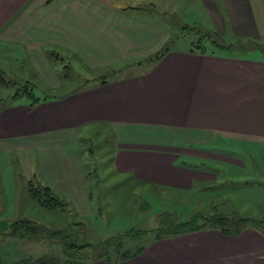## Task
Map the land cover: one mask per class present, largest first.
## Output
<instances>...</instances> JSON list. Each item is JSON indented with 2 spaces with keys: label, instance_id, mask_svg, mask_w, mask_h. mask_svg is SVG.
I'll return each instance as SVG.
<instances>
[{
  "label": "crops",
  "instance_id": "1",
  "mask_svg": "<svg viewBox=\"0 0 264 264\" xmlns=\"http://www.w3.org/2000/svg\"><path fill=\"white\" fill-rule=\"evenodd\" d=\"M218 1L232 12L236 29L241 19L240 24L251 27L252 36L256 33L247 0H206L204 12L215 31L221 33L226 24ZM112 2L0 0V55L10 62L0 61V68L7 66V75L70 91L64 88L50 58L49 52L54 50L100 76L117 72L106 84L85 86L64 99L37 107L22 99L3 108L0 144L13 142L18 152L33 161L34 156L47 159L45 167L36 168L31 175L80 209L94 201L95 191L100 192L94 185L96 169L87 167L79 152L90 150L79 146L87 145L88 137L107 133L106 147L117 144L116 168L106 175L118 177L125 183L122 189L128 191L134 179L162 182L171 176L179 177L175 185L200 187L196 178L188 177L198 171L197 164L190 161L198 159L192 151L204 150L202 145L218 136L227 145L225 188L248 202L259 191L264 196V57H236L225 51L215 57L198 56L171 47L158 60L155 55L175 41L173 25ZM12 63L15 69L9 70ZM83 130H89V136L79 133ZM235 144L238 149L231 147ZM71 150L80 157L74 158V164L66 154ZM230 160L235 163L233 169ZM215 170L203 169L218 173ZM95 199L98 208L133 207L127 200L105 202L98 194ZM235 199L226 213L263 219L257 214H264V207L257 202L251 204L256 210L250 214L244 211V204L242 208L234 205ZM179 218L187 220L183 215ZM91 264L107 263L98 260ZM118 264H264V232L250 225L234 234L215 228L171 234L150 240L139 254Z\"/></svg>",
  "mask_w": 264,
  "mask_h": 264
},
{
  "label": "rangeland",
  "instance_id": "2",
  "mask_svg": "<svg viewBox=\"0 0 264 264\" xmlns=\"http://www.w3.org/2000/svg\"><path fill=\"white\" fill-rule=\"evenodd\" d=\"M105 3L107 1L111 4L114 1V5L118 8H134L141 7L145 4L154 3L157 6V9L160 13L167 14H176L179 16L181 23H189V24H200L205 27L213 28L211 25V19L206 16L207 14L204 12V5L206 4V0H99ZM247 7L249 11L250 18L253 17V23L251 21V25L255 27L256 33L252 36L253 32H249L251 27L244 26L241 23V19L238 25L239 29L235 28V25L232 24L231 19H233L232 12L226 7L223 6L221 1H218L217 8H219L224 16L226 24L224 26V30L221 33L217 32L219 36H221L225 42L227 43H237V39L243 40L247 45L245 47L248 51L245 54L242 53H230L233 56L241 57V56H263L264 57V0H247ZM207 12V11H206ZM205 13V14H204ZM14 20V17L11 19ZM12 23V22H11ZM180 23L174 24V36L175 41L170 43V47H174L177 50H189V54H191L190 49L193 47L194 42L197 41L196 36H181L177 39L178 36L181 35V26ZM181 25V24H180ZM234 25V26H233ZM241 27H243L241 29ZM214 29V28H213ZM198 38V36H197ZM261 48L255 49L258 46ZM218 53L222 54L221 50H218L212 47L210 44L206 46V55L200 56H214ZM226 53V52H225ZM218 55V56H219ZM166 57V56H165ZM258 58V57H254ZM1 63H10L8 60L5 61L3 56L0 55ZM1 65V64H0ZM144 65V64H143ZM139 65V66H143ZM63 68L64 66L61 65ZM2 68V66H0ZM7 67V66H6ZM5 67V68H6ZM60 67V70L61 68ZM4 68V69H5ZM8 68V67H7ZM14 70V64L9 65V70ZM65 70V69H64ZM1 72V71H0ZM134 71H130L129 74ZM83 74V72H82ZM80 71L74 68L72 73V78L74 79L72 82L76 80H83L84 74L82 75ZM53 75V74H52ZM45 82V81H44ZM48 87H51L46 82ZM11 93L12 90L9 88H4L0 86V108L4 106L6 103H11ZM55 100V99H54ZM60 100V99H59ZM39 106V105H38ZM33 107V106H31ZM37 107V106H35ZM93 130V128H91ZM89 129V130H91ZM89 130H83L79 133H82L85 137L89 136ZM95 130V128H94ZM99 130V129H98ZM93 133V132H92ZM94 134V133H93ZM111 134V133H110ZM107 133L94 134L88 138V143L83 148H90V150H79V152L83 153L85 156V163L87 167H92L96 169V178L97 181L94 185L99 187V191H95L94 201L89 202L88 205L80 207L77 209L74 204L73 207L76 208L77 212L80 214V218L87 221L89 220L90 225L93 226L91 234V239H102L111 235H115L121 232H125L133 228L134 226H138L141 229L146 231V234L139 239L136 244H133L136 248L141 247L144 248L146 244L155 238L164 237L159 236L155 230L160 228L161 217L164 215L161 212H171L179 218V216L183 215L185 219H190L196 212L201 211L203 215H213L215 211L218 213L225 214V210L229 208V203L234 200V205H238L239 208H242L244 204V211L246 213L251 212L253 214L255 212V208L251 207V204L256 203L259 207H264V196L263 192L259 191L257 196L253 198L251 202L242 200L240 196L233 194L231 191L227 189L225 183V143L219 141V137L215 136L213 138V142L202 145L204 150L198 149L193 150L192 152L197 153L198 159L190 160L192 163H196L198 166V171H192L190 176L192 179L198 180L197 182L200 186L195 189L193 186H188L185 183H181L180 185H175L173 183L178 182V176H171L164 179L162 182L158 179H153L147 181H137L133 180L130 182V189L127 191L122 189V185L124 186V182H120L118 177H111L110 175H106L109 171L115 170L114 161L116 160V152H117V144L112 142L110 147H106L108 145V139H105ZM114 137V134H111ZM115 139V138H114ZM113 140V138H112ZM7 142H2L0 144V221L5 225L9 223V221H13L15 219L21 217H30L33 214H29L30 212L42 213L37 206H31L32 204L27 201L25 197V191L28 187V182L32 180L34 177L31 175L32 171L36 168L45 167L47 163V159H40L39 156H34L35 161L30 158L27 159V156L22 152H18V148L15 149L12 145L7 144ZM9 145L14 149H9ZM6 146V147H5ZM68 147H72V144L67 145ZM78 144L74 145V148H79ZM244 148H246L245 144H243ZM235 149H238V145L231 146ZM242 148V147H241ZM44 153L47 152L41 149ZM77 151V149H76ZM75 150H71L66 153L69 155L71 163H75L76 157L78 154L74 153ZM28 153V152H27ZM77 153V152H76ZM29 155V154H28ZM75 158V160H74ZM80 158V157H78ZM79 161V160H77ZM209 162V163H207ZM232 162L231 160L229 163ZM233 163V162H232ZM235 163L231 164L230 167H236ZM204 168H213L218 171L215 172H205ZM233 169V168H232ZM40 170V169H39ZM38 170V171H39ZM202 171V172H201ZM91 177L92 176L91 173ZM157 178V177H156ZM112 179V182L110 181ZM117 182V187H121L117 189L114 187L112 190L110 187ZM45 184V183H44ZM17 186V191L14 192V187ZM208 187V189H207ZM108 190V191H107ZM22 192V193H20ZM59 194H61L58 191ZM98 194L101 200H127L133 203V207H100L96 206L95 195ZM63 195V194H62ZM259 200L257 198L261 197ZM233 197V198H230ZM67 198V197H66ZM68 199V198H67ZM249 199V198H248ZM69 200V199H68ZM70 201V200H69ZM259 201V202H258ZM77 202V200H76ZM102 203V202H101ZM218 204V206H213L214 204ZM249 204V205H247ZM221 206V207H220ZM32 207V208H31ZM162 207V208H160ZM24 209V210H23ZM230 209V208H229ZM239 210L238 208H236ZM32 210V211H31ZM241 211V210H240ZM228 213V212H227ZM240 213V212H239ZM262 215L257 214L263 218L264 214L260 212ZM44 216V219L48 222L54 221L55 218L51 214H47ZM162 215L159 217V215ZM234 214V213H229ZM1 217H3L1 219ZM189 217V218H188ZM180 219V218H179ZM251 219V218H250ZM181 220V219H180ZM186 221V220H185ZM204 223L201 221V224ZM250 226V225H249ZM248 227V226H247ZM246 227V228H247ZM209 228V227H208ZM245 228V229H246ZM202 230V229H201ZM168 236V235H166ZM23 249L35 252L37 250H47L50 249V246H43L41 244L35 245V243L28 242L22 246ZM55 252L59 253L60 248H55ZM104 261L103 259H99ZM98 261V260H96ZM95 262V261H94Z\"/></svg>",
  "mask_w": 264,
  "mask_h": 264
},
{
  "label": "trees",
  "instance_id": "3",
  "mask_svg": "<svg viewBox=\"0 0 264 264\" xmlns=\"http://www.w3.org/2000/svg\"><path fill=\"white\" fill-rule=\"evenodd\" d=\"M128 9L138 10L163 19L171 23L173 28L174 24L180 23L181 36H196L197 41L190 49L193 55H206L207 44L230 53L245 54L250 49V47L248 49L245 47L247 44L241 39H237L236 44L227 43L212 28L197 23L192 25L185 22L181 23L179 16L174 13L171 15L160 13L154 3L138 6L136 9ZM258 48H261V46L259 45L254 50ZM170 50L171 47L168 44L155 55L156 59L163 58ZM49 55L61 75L64 88L67 87L70 91L55 90L45 84L37 85V83H33L28 79H17L12 75H7V71L0 68V86L12 90L11 103L4 104L0 111L22 99L28 100L29 105L33 107L49 100L64 99L75 92H79L85 86L98 82L104 85L110 80L111 76L117 75V72L110 71L100 76L87 66H78L72 58H65L59 50L49 52ZM63 61H65L64 64ZM60 67H62L61 70ZM74 68L80 71L81 74L83 72L85 78L70 83L74 80L72 78ZM91 74H97L98 76L88 77ZM25 197L32 204L31 206H37L42 213L34 214L30 212L29 214H33L30 217H21L9 221L5 225L0 221V264H91L99 259L105 260L107 264H118L143 250V248H136L133 245H137L139 239L142 238L144 233L146 234V231L138 226L106 238L91 239L92 233L90 231L92 232L93 226L90 225L89 220L81 219L76 208L66 197L59 194L54 187L44 184L35 177L28 182ZM218 204L220 205V203H217L213 206H218ZM45 213L53 215L55 220L50 222L45 220ZM160 213H164L163 216L159 215V217L162 216L160 218L162 221L160 223L161 227L155 230L159 236L194 232L208 227L218 229L224 234H234L243 231L249 225H254L264 232V220L256 221L238 213L223 214L215 211L213 215L206 216L198 211L186 221H181L169 211L166 214L165 212ZM201 221L204 223L201 224ZM28 242L35 243V245H48L50 249L30 252L22 248ZM55 248H60V252H55Z\"/></svg>",
  "mask_w": 264,
  "mask_h": 264
}]
</instances>
